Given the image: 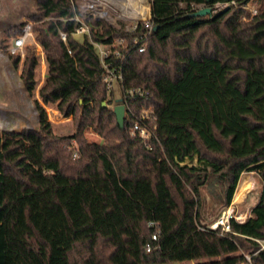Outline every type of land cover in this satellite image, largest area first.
<instances>
[{
	"label": "trees",
	"instance_id": "1",
	"mask_svg": "<svg viewBox=\"0 0 264 264\" xmlns=\"http://www.w3.org/2000/svg\"><path fill=\"white\" fill-rule=\"evenodd\" d=\"M74 1L76 10L72 0H36L29 16L48 74L34 101L38 126L0 137V264H243V253L264 264V0H150L134 31L119 22L134 20L133 0ZM253 1L257 14L244 22L242 6ZM77 17L89 26L82 42ZM119 40L112 52L121 56L105 63L122 72L123 128L94 46ZM9 58L18 69L21 55ZM38 64L28 48L20 79L30 97ZM133 89L144 95L130 97ZM47 105L72 117L76 132L56 135ZM148 109L152 151L132 134ZM87 129L103 143L89 142ZM245 173L261 186L253 215L231 219V232L204 227L201 188L217 183L229 208Z\"/></svg>",
	"mask_w": 264,
	"mask_h": 264
},
{
	"label": "rangeland",
	"instance_id": "2",
	"mask_svg": "<svg viewBox=\"0 0 264 264\" xmlns=\"http://www.w3.org/2000/svg\"><path fill=\"white\" fill-rule=\"evenodd\" d=\"M75 6V1L72 0ZM136 0L130 3V12L134 16V20L121 19L119 22H125V25L132 27L141 20L140 17L150 11V0H140V7H136ZM133 6L134 9H133ZM243 8L248 14H245L243 21L250 22L255 16L252 11L257 12L259 3L257 1L249 2ZM132 8V9H131ZM36 12V0H0V137L3 131H21L24 128H35L39 123V115L35 107L34 101L39 98V89L45 82L48 74V66L43 53L42 47L36 41V34L33 31V36L27 41L26 48L21 56L18 69L12 66L9 58L8 48L12 43L13 37L9 32L13 27L18 25L31 24L32 30L35 23L29 20V16ZM249 15V17H247ZM95 19L94 15H90ZM78 19V18H77ZM79 20V19H78ZM81 21V20H79ZM87 21V19H86ZM118 22V25H119ZM118 27V26H117ZM75 38L82 42L83 36H75ZM34 48L38 57V66L36 68L35 79L37 82L33 97H30L24 90L20 71L23 60L28 48ZM97 53L98 50H97ZM114 97L109 108L114 109L118 105V100L123 99L121 87L117 83H113ZM124 104V102H123ZM125 105V104H124ZM48 119L52 124L53 131L58 136L72 135L76 132V127L73 118H65L59 113L55 105L45 106ZM85 136L89 142L103 143V140L92 130L87 129ZM186 164L190 166H199L197 159L187 161ZM244 182L246 184L245 198L242 202L235 201V196L239 185ZM238 187L233 197L232 205L226 208L220 201V186L212 182L201 188V224L204 227L211 228L223 216L224 212L234 207L233 217L243 220L245 222L253 214L252 210L256 206L260 196L261 186L258 182L257 176L254 173H245L239 180Z\"/></svg>",
	"mask_w": 264,
	"mask_h": 264
},
{
	"label": "built area",
	"instance_id": "3",
	"mask_svg": "<svg viewBox=\"0 0 264 264\" xmlns=\"http://www.w3.org/2000/svg\"><path fill=\"white\" fill-rule=\"evenodd\" d=\"M232 4H235V2L232 1V2H226V3H217L214 5L213 9L211 8L212 13L216 14V13L222 11L223 9L229 7ZM245 7H246L245 5L242 6V8H245ZM201 8H205V7H199L197 9H195V11L199 10ZM252 13L254 15L257 14V12L255 10H253ZM80 22H81V26L76 30L74 37L75 36H83L84 37V36L89 34V26L86 24V20L80 21ZM137 24L133 25L132 27L126 26V29L130 30V31H134L137 28ZM146 27L149 29V32H152L154 25L147 22ZM32 36H33L32 25L31 24H25L22 27V34L15 37L14 39H12V43H11V46L8 48V52L10 54H20L22 56L23 51L26 48L27 41L30 38H32ZM61 39L64 42H66L67 41V34L61 33ZM120 44H122L121 40L114 41V43L112 45H107V46L101 45V44H94L96 51L98 50V52H99L98 55L102 61L103 67L108 72V76L106 77V81H107L109 90L113 89V87H114L113 83H115V82L122 89L121 85H122V81H123V76H122L121 69L119 70V72H117V69H111L110 66L105 63V59L108 58L111 54H114L117 58H119L121 56V53L118 50H116L115 52H112V49L117 48ZM136 44H138V41L136 42ZM139 51L144 52L145 46H140ZM69 53H70V51H69ZM137 95H144V92L141 89H133V90L129 91L130 97L136 98ZM156 132H157V125H156V118L153 115V111L151 109L143 110L140 114V117L137 118V121L135 122V124L133 126L132 134L137 135L139 137V139L143 142L145 147L148 150L152 151L154 149L152 142L154 140L157 141V133ZM233 213L234 212H229V210L224 212L223 216L218 220V222L221 221V223H219L218 225L214 224L211 227V229L215 230L219 226H222L223 230L225 232H231L230 224H229L231 219H235L237 222L243 223V220L238 219L237 217H233V215H232ZM218 222H216V223H218ZM157 239H158L157 235L156 234L153 235V240L156 241ZM261 245H262V248H264V242L261 243ZM147 250L148 251L151 250L150 245L147 246ZM243 255L245 258V261L243 264H254L252 262L251 255L245 254V253H243Z\"/></svg>",
	"mask_w": 264,
	"mask_h": 264
},
{
	"label": "water",
	"instance_id": "4",
	"mask_svg": "<svg viewBox=\"0 0 264 264\" xmlns=\"http://www.w3.org/2000/svg\"><path fill=\"white\" fill-rule=\"evenodd\" d=\"M211 14H212V9L210 7H205V8H201L199 10H196L193 13V16H207V15H211ZM95 19L98 20L99 18H95ZM102 20H104V19H102ZM106 23L109 24L108 22H106ZM109 25H111V24H109ZM111 26L117 27L114 25H111ZM157 29H158V25H156L153 28V32L155 33L157 31ZM103 106H107V104L104 103ZM114 113L116 115V119H117L119 126L121 128H123L125 125V116H126V107L123 104V99L118 100V105L114 107Z\"/></svg>",
	"mask_w": 264,
	"mask_h": 264
},
{
	"label": "bare ground",
	"instance_id": "5",
	"mask_svg": "<svg viewBox=\"0 0 264 264\" xmlns=\"http://www.w3.org/2000/svg\"><path fill=\"white\" fill-rule=\"evenodd\" d=\"M78 19L81 20L80 18H78ZM245 193H246V184L244 182H242L237 189L235 201L238 203L242 202L245 198ZM229 212H234V207L230 208ZM219 223H221V221H219L218 223H215V225H218Z\"/></svg>",
	"mask_w": 264,
	"mask_h": 264
},
{
	"label": "crops",
	"instance_id": "6",
	"mask_svg": "<svg viewBox=\"0 0 264 264\" xmlns=\"http://www.w3.org/2000/svg\"><path fill=\"white\" fill-rule=\"evenodd\" d=\"M75 10H76V6H75ZM77 16V15H76ZM96 18V17H95Z\"/></svg>",
	"mask_w": 264,
	"mask_h": 264
}]
</instances>
